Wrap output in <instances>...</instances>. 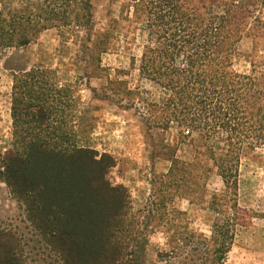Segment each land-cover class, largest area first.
Masks as SVG:
<instances>
[{"label":"trees","instance_id":"1","mask_svg":"<svg viewBox=\"0 0 264 264\" xmlns=\"http://www.w3.org/2000/svg\"><path fill=\"white\" fill-rule=\"evenodd\" d=\"M76 1L79 21L91 4ZM257 2L146 0L150 40L139 70L163 90L164 98L148 105L155 128L175 123L187 132H200L210 142L208 152L225 187L211 201L216 214L211 234L186 236L193 254L189 263L186 257L181 264H224L238 229L250 224L238 197L244 147H264V53L260 51L264 24L253 25ZM51 4L49 11L35 13L28 6H2L0 60L6 50L29 46L54 21L68 19ZM86 27L87 23L80 26L88 32ZM245 37L253 42L248 55L251 69L240 74L234 60ZM83 48L90 56L100 55L107 51V42L90 36ZM9 70L14 79V143L0 155V179L25 206L28 220L55 258L53 264H143V232L163 223L164 214L159 212L165 199L161 198L167 197L175 168L161 177L153 213L132 216L128 190L108 179L116 165L114 157L89 143L91 123L80 118V133L73 134L63 118L70 92L56 89L42 67ZM220 145L224 149L217 154ZM176 241L174 237L170 244L179 249ZM180 255L173 249L160 254V259L169 263ZM0 264H27L16 238L4 232H0Z\"/></svg>","mask_w":264,"mask_h":264},{"label":"rangeland","instance_id":"2","mask_svg":"<svg viewBox=\"0 0 264 264\" xmlns=\"http://www.w3.org/2000/svg\"><path fill=\"white\" fill-rule=\"evenodd\" d=\"M51 3L68 19L54 21L53 27L38 34L29 46L6 50L0 60V155L14 143V79L9 69L42 67L56 89L70 92L63 115L70 131L80 133L79 119L87 120L91 123L89 143L114 157L116 165L108 179L113 186L123 185L128 190L132 216L153 213L161 177L175 168L173 178H168L167 197L161 198L165 199V208L159 212L164 214L163 223L143 232V264H181L186 257L189 263L193 252L185 238L211 234L216 219L211 201L225 187L208 152L210 142L200 132H187L175 123L155 128L148 105L160 102L163 90L139 70L144 46L150 40L146 0H90L91 8L79 21L75 20L76 0H0V10L3 5L16 9L28 6L35 13L37 9L49 11ZM254 15L253 25H263L264 0H258ZM86 23L88 32L80 28ZM90 36L106 40L107 51L90 56L83 48ZM237 50L234 69L247 74L252 40L245 37ZM260 51L264 53V49ZM111 82L125 84L112 86ZM223 149L220 145L215 151L221 154ZM238 206L248 212L250 224L238 229L224 264H264V147L245 146L242 151ZM0 232L16 238L27 264L55 261L28 220L25 206L1 179ZM174 237L179 249L170 244ZM173 249L181 253L178 259L169 263L160 259V254Z\"/></svg>","mask_w":264,"mask_h":264}]
</instances>
